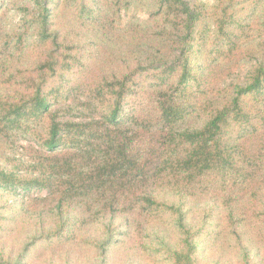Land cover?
<instances>
[{"label":"trees","instance_id":"obj_1","mask_svg":"<svg viewBox=\"0 0 264 264\" xmlns=\"http://www.w3.org/2000/svg\"><path fill=\"white\" fill-rule=\"evenodd\" d=\"M111 247L264 264V0H0V264Z\"/></svg>","mask_w":264,"mask_h":264},{"label":"rangeland","instance_id":"obj_2","mask_svg":"<svg viewBox=\"0 0 264 264\" xmlns=\"http://www.w3.org/2000/svg\"><path fill=\"white\" fill-rule=\"evenodd\" d=\"M206 2L211 3L212 0H204ZM148 17L147 11H139L136 9H132L130 11H126L123 14V22L128 23L129 21L136 20V19H144ZM11 21L13 23H16L18 21L17 17H12ZM244 67L242 69V73L244 74L246 69ZM191 125L193 126H199L202 124L201 121H190ZM27 142L21 141L20 145H25ZM22 150V148H20ZM47 193L45 190L41 191H28L27 195L25 197V200L28 201L32 197H46ZM92 229L91 231H93ZM35 232H32V230L23 232L17 239V244L20 243L22 240L23 242L27 241ZM150 241L153 244H163V245H169L171 246V241L169 239L168 233L166 232L165 228L162 227H155L150 230ZM18 249H21L20 247H17ZM107 253L102 254L99 252H90L88 251V248H85L84 252L81 254L79 258V264H100L102 259H105L106 262H110L114 256H115V248L111 247ZM76 264H78L76 262Z\"/></svg>","mask_w":264,"mask_h":264}]
</instances>
